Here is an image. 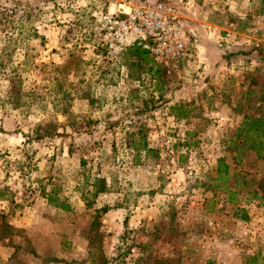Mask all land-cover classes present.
Returning a JSON list of instances; mask_svg holds the SVG:
<instances>
[{"label":"rangeland","instance_id":"1","mask_svg":"<svg viewBox=\"0 0 264 264\" xmlns=\"http://www.w3.org/2000/svg\"><path fill=\"white\" fill-rule=\"evenodd\" d=\"M117 1L0 0V264H264V161L234 140L264 119V0H159L188 37L170 74L105 55Z\"/></svg>","mask_w":264,"mask_h":264},{"label":"built area","instance_id":"2","mask_svg":"<svg viewBox=\"0 0 264 264\" xmlns=\"http://www.w3.org/2000/svg\"><path fill=\"white\" fill-rule=\"evenodd\" d=\"M99 46L106 56L118 57L131 47L144 50L167 74L178 69L188 50L180 9L159 0H119L97 14Z\"/></svg>","mask_w":264,"mask_h":264},{"label":"trees","instance_id":"3","mask_svg":"<svg viewBox=\"0 0 264 264\" xmlns=\"http://www.w3.org/2000/svg\"><path fill=\"white\" fill-rule=\"evenodd\" d=\"M128 53L135 55L137 58L144 59L148 54L138 48H131L127 50ZM150 59V57L148 56ZM140 60V59H139ZM151 60V59H150ZM14 91V86L12 85L10 91ZM182 104H176L171 106V109L178 108L177 111L173 112V115L177 118H182L186 116V112L182 110ZM234 140L239 141V146L244 149L251 150L254 152L257 159H261L264 161V119L262 116H252V115H243L241 122L235 128L234 131ZM236 146V145H235ZM216 174L221 173L223 176H219L218 178H222V182L227 179V170L228 165L225 163H218L216 167ZM252 178H242L240 181V185L238 189L224 187L223 190L226 193L225 201L234 202L235 195L238 190L244 189L247 196H256L258 194V187H252ZM236 187V184H235ZM244 214V213H243ZM246 216L242 215L244 219ZM10 227L4 224V227L0 229V239L6 234Z\"/></svg>","mask_w":264,"mask_h":264}]
</instances>
